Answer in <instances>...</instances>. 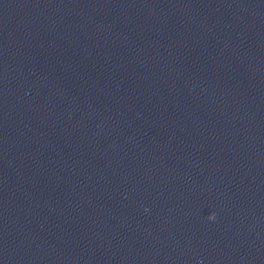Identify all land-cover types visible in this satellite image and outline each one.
<instances>
[{"label":"clouds","instance_id":"clouds-1","mask_svg":"<svg viewBox=\"0 0 264 264\" xmlns=\"http://www.w3.org/2000/svg\"><path fill=\"white\" fill-rule=\"evenodd\" d=\"M208 219L209 220H214L215 219V214L213 213V214H210L209 216H208Z\"/></svg>","mask_w":264,"mask_h":264}]
</instances>
